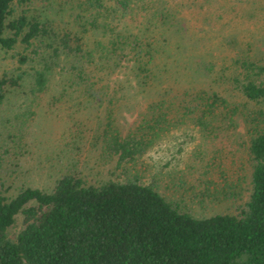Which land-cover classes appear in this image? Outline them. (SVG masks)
Masks as SVG:
<instances>
[{
    "label": "trees",
    "instance_id": "obj_1",
    "mask_svg": "<svg viewBox=\"0 0 264 264\" xmlns=\"http://www.w3.org/2000/svg\"><path fill=\"white\" fill-rule=\"evenodd\" d=\"M31 1L0 0V46H22L17 60L27 63L28 98H40L58 72L65 85L54 101L65 93L107 101L96 137L122 172L93 180L68 169L49 188L0 190V264H264V62L233 58L229 80L242 100L214 88H184L170 98L166 91L123 133L113 114L121 78L113 75L128 67L143 84L155 75L170 41L151 34L152 26L166 22V7L147 16L151 0H69L73 24L59 25L30 10ZM142 15L148 26L133 29ZM21 79L0 75V102ZM238 116L249 135L250 175L248 196L233 211L196 215L133 169L173 127L230 129ZM17 215L21 225L10 231Z\"/></svg>",
    "mask_w": 264,
    "mask_h": 264
},
{
    "label": "rangeland",
    "instance_id": "obj_2",
    "mask_svg": "<svg viewBox=\"0 0 264 264\" xmlns=\"http://www.w3.org/2000/svg\"><path fill=\"white\" fill-rule=\"evenodd\" d=\"M66 1L32 0L29 7L55 24L72 25L73 10ZM151 3L144 15L165 6L163 12L168 16L165 23L152 26L156 30L151 34L161 38L163 33L170 43L157 59L155 75L148 83L140 82L128 67L113 75L119 76L122 84L113 113L122 132L134 127L147 103L166 91L165 97L170 98L184 88H214L230 99L242 100L229 80L235 70L233 58L264 62V0ZM21 7L16 5L13 14ZM23 7L27 10V3ZM147 16L130 22L132 28L148 26ZM20 51V44L12 49L0 46V75L22 74L20 85L9 87L0 102V190L13 195L27 184L49 188L54 178L68 169H80L93 180L119 175L122 168L116 167V157L107 155L96 137L107 101H79L67 93L54 101L53 96H60L65 85L58 72L40 98H28L27 63L18 62ZM237 122L230 129L203 130L187 124L173 127L133 169L144 180L156 181L167 199L196 215L233 211L248 196L250 175L249 135L242 116ZM20 225L21 215H17L10 231Z\"/></svg>",
    "mask_w": 264,
    "mask_h": 264
}]
</instances>
